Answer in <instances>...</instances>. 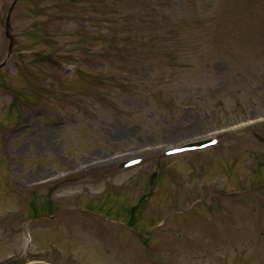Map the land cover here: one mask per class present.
<instances>
[{"label": "rangeland", "instance_id": "obj_1", "mask_svg": "<svg viewBox=\"0 0 264 264\" xmlns=\"http://www.w3.org/2000/svg\"><path fill=\"white\" fill-rule=\"evenodd\" d=\"M12 1L0 264H264V0Z\"/></svg>", "mask_w": 264, "mask_h": 264}, {"label": "water", "instance_id": "obj_2", "mask_svg": "<svg viewBox=\"0 0 264 264\" xmlns=\"http://www.w3.org/2000/svg\"><path fill=\"white\" fill-rule=\"evenodd\" d=\"M16 0H13L8 8V13H7V16L5 18V25H4V33H5V36L7 37L8 40H12L11 37H10V34H9V23H8V15H9V12L12 8V6L14 5ZM12 43V42H11ZM11 43H9V46L11 45ZM1 66V65H0ZM200 144H202L201 142H197V143H193L192 145L190 146H194V147H200ZM45 264V263H44Z\"/></svg>", "mask_w": 264, "mask_h": 264}]
</instances>
